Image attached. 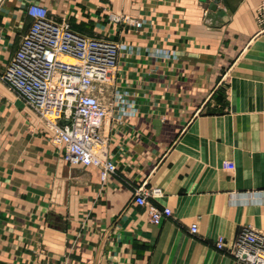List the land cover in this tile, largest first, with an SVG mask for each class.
<instances>
[{"label": "crops", "instance_id": "crops-1", "mask_svg": "<svg viewBox=\"0 0 264 264\" xmlns=\"http://www.w3.org/2000/svg\"><path fill=\"white\" fill-rule=\"evenodd\" d=\"M214 1H2L0 71L31 27V4L126 48L103 94L116 164L104 181L97 166L69 165L35 116L33 144L0 135V264H236L217 239L228 249L244 227L264 231V0H218L224 17ZM0 94V121H17L12 107L28 112L1 84ZM139 187L160 188L151 201L173 215L152 223Z\"/></svg>", "mask_w": 264, "mask_h": 264}, {"label": "built area", "instance_id": "built-area-1", "mask_svg": "<svg viewBox=\"0 0 264 264\" xmlns=\"http://www.w3.org/2000/svg\"><path fill=\"white\" fill-rule=\"evenodd\" d=\"M257 10V19L264 26V3ZM27 13L33 19L31 27L0 78L37 111L69 165L97 166L104 181L116 171V164L108 158L101 133L104 120L112 113L103 94L126 45L78 33L68 22L49 18L48 9L40 4H31ZM110 19L141 26L128 16L111 14ZM115 101L121 104L124 98L117 95ZM224 166L235 168L231 161ZM135 193L136 203L148 206L152 223L160 224L173 215L170 207L151 201L161 195L160 188L139 187ZM190 232L198 233L197 223L190 226ZM215 246L227 251L236 264H264V231L244 227L228 249L223 237Z\"/></svg>", "mask_w": 264, "mask_h": 264}, {"label": "rangeland", "instance_id": "rangeland-1", "mask_svg": "<svg viewBox=\"0 0 264 264\" xmlns=\"http://www.w3.org/2000/svg\"><path fill=\"white\" fill-rule=\"evenodd\" d=\"M257 13H258V10L256 11V17H257ZM64 22H68L71 25V23L69 21H64ZM0 84L3 85L9 93H12V95H14L16 101L17 100L21 101L24 105V108L27 109V111H28V112L22 111L21 109H18L16 107H12V110L10 109V111H8V112L6 111V114H8V115L15 114V117H17L18 119L15 122L7 121V120H1L0 121V135L11 134L13 136L12 133L15 132L16 133L15 142H16L17 147L23 145L21 139H24V135H25V137H28L27 140H30L31 144H33V137L32 136L34 135V123H32L30 121V117L34 121L33 116H35V118L37 117L38 123H40L42 126H44L46 128V132H48L49 137H51L50 128L47 126V124L44 122V120L40 117V115L37 113V111L35 109H33L25 101V99L23 97H21L16 91H14L11 87H9L1 78H0ZM3 98H5V96L3 94H0V99H3ZM11 111H12V113H10ZM3 113H5V112L2 109H0V115H2ZM24 132H27V134H25ZM2 138H3V141L7 140L6 136H2Z\"/></svg>", "mask_w": 264, "mask_h": 264}, {"label": "water", "instance_id": "water-1", "mask_svg": "<svg viewBox=\"0 0 264 264\" xmlns=\"http://www.w3.org/2000/svg\"><path fill=\"white\" fill-rule=\"evenodd\" d=\"M217 3H218V0H215L211 6V10L214 11L216 15L224 17L225 11H223L222 9H218Z\"/></svg>", "mask_w": 264, "mask_h": 264}]
</instances>
